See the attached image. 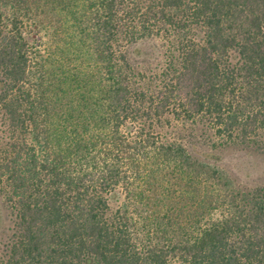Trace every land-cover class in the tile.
I'll list each match as a JSON object with an SVG mask.
<instances>
[{"label": "trees", "instance_id": "1", "mask_svg": "<svg viewBox=\"0 0 264 264\" xmlns=\"http://www.w3.org/2000/svg\"><path fill=\"white\" fill-rule=\"evenodd\" d=\"M0 264H264V0H0Z\"/></svg>", "mask_w": 264, "mask_h": 264}, {"label": "rangeland", "instance_id": "2", "mask_svg": "<svg viewBox=\"0 0 264 264\" xmlns=\"http://www.w3.org/2000/svg\"><path fill=\"white\" fill-rule=\"evenodd\" d=\"M230 154H232V153H228V152L226 153L225 152V162H226L227 158H229Z\"/></svg>", "mask_w": 264, "mask_h": 264}]
</instances>
